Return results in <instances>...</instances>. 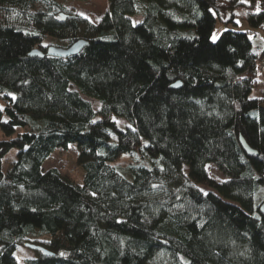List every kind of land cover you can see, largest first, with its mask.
<instances>
[{"label": "trees", "instance_id": "trees-1", "mask_svg": "<svg viewBox=\"0 0 264 264\" xmlns=\"http://www.w3.org/2000/svg\"><path fill=\"white\" fill-rule=\"evenodd\" d=\"M108 1L96 24L57 0H0V264L29 243L27 264H264V43L250 37L264 0ZM227 9L254 30L213 41ZM72 143L82 183L43 168ZM137 153L130 176L113 164Z\"/></svg>", "mask_w": 264, "mask_h": 264}, {"label": "rangeland", "instance_id": "rangeland-1", "mask_svg": "<svg viewBox=\"0 0 264 264\" xmlns=\"http://www.w3.org/2000/svg\"><path fill=\"white\" fill-rule=\"evenodd\" d=\"M60 3L66 5L72 12H75L89 21L93 23H99L101 19L104 17V15L109 11V1L108 0H57ZM229 9V8H228ZM223 10L221 14H216L217 22L215 25V28L213 30L212 36L215 35L217 37L216 40L221 36L222 32L227 29L232 30H241V31H252L254 28H252L249 23L246 20H243L244 18L242 13L239 10L235 11V14L232 15V11L230 10ZM133 22L138 23L142 21V15L133 16ZM250 37L253 38L254 42L256 44H263L264 43V33L261 32V34H256L255 32H250ZM215 40V41H216ZM264 63V61H263ZM264 70V69H263ZM262 91H264V75L263 78H259V83L254 87L252 96L257 97L260 96ZM84 97L89 99L94 108L98 110L101 106V103L98 99L89 96L87 94H83ZM114 119L123 126L127 125V122L125 119L121 117L114 116ZM6 137L1 133L0 134V140L5 139ZM18 149L14 148L9 151L7 156L4 159V170H9L13 162L17 158ZM78 145L77 143H72L69 146V149L67 151L57 149L51 156H49L44 164L43 168L45 171L51 169V168H58L61 170V173L65 175L66 177L72 179L73 181H76L78 183H82L84 178V169L78 165L77 158H78ZM137 154H123L121 158L118 161H115L113 164L118 167V169L125 175L130 176V174L126 173V170L122 169V166L128 167L131 163L137 162L138 158ZM188 169H186L187 171ZM208 171L211 174L213 178H215L218 181L226 180L228 177L224 175L221 170L217 167L215 163L208 164ZM201 189L204 190V192H208L210 190H213L209 187H203L201 186ZM38 254V250L26 246L19 247L16 251V258L18 264H27L25 262V259L27 257H36Z\"/></svg>", "mask_w": 264, "mask_h": 264}, {"label": "water", "instance_id": "water-1", "mask_svg": "<svg viewBox=\"0 0 264 264\" xmlns=\"http://www.w3.org/2000/svg\"><path fill=\"white\" fill-rule=\"evenodd\" d=\"M61 16H62L61 17L62 20H64L69 15L61 14ZM88 44H89V40H87L85 38H81V39L76 40L74 43H72L68 47L50 45L47 48L46 54H48L50 56L67 58L69 56L78 54ZM29 54L31 56H40V57H44L45 56V52L42 51L41 49H33ZM173 86L174 87H179V86H181V82H177ZM240 143H241L242 147L244 148V150L246 151V153L248 155L252 156V155H257L258 154V152L256 150L251 148V146L247 143V141L245 140V138L243 136H240ZM259 209H260L261 213L264 215V201L259 206ZM28 246H30L31 248H34V249L36 247H38L37 245L31 244V243H29Z\"/></svg>", "mask_w": 264, "mask_h": 264}, {"label": "snow or ice", "instance_id": "snow-or-ice-1", "mask_svg": "<svg viewBox=\"0 0 264 264\" xmlns=\"http://www.w3.org/2000/svg\"><path fill=\"white\" fill-rule=\"evenodd\" d=\"M81 15H83V14H81ZM211 38H212L213 41H215L217 39V37L215 35H213ZM45 47H47V45H45ZM9 95H11V94H9ZM13 99H15L14 96H13ZM0 111H3V107L2 106H0ZM93 123H95V121H93ZM201 191L203 192L204 190L201 189ZM204 194L207 195L208 193L207 192H204Z\"/></svg>", "mask_w": 264, "mask_h": 264}, {"label": "built area", "instance_id": "built-area-1", "mask_svg": "<svg viewBox=\"0 0 264 264\" xmlns=\"http://www.w3.org/2000/svg\"><path fill=\"white\" fill-rule=\"evenodd\" d=\"M259 50V49H257ZM259 66L261 67V71L264 69V63L263 60L259 61Z\"/></svg>", "mask_w": 264, "mask_h": 264}]
</instances>
